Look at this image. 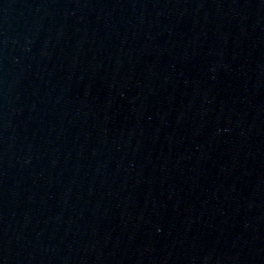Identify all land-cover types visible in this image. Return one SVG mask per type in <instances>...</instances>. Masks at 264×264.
I'll return each mask as SVG.
<instances>
[{
	"label": "water",
	"instance_id": "water-1",
	"mask_svg": "<svg viewBox=\"0 0 264 264\" xmlns=\"http://www.w3.org/2000/svg\"><path fill=\"white\" fill-rule=\"evenodd\" d=\"M173 0H0V264H172Z\"/></svg>",
	"mask_w": 264,
	"mask_h": 264
}]
</instances>
